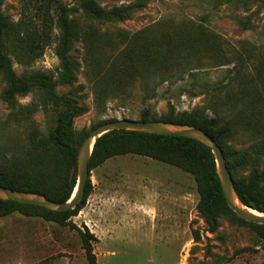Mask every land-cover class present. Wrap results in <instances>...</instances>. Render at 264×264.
<instances>
[{"label": "rangeland", "instance_id": "obj_1", "mask_svg": "<svg viewBox=\"0 0 264 264\" xmlns=\"http://www.w3.org/2000/svg\"><path fill=\"white\" fill-rule=\"evenodd\" d=\"M95 1L109 9L138 0ZM40 2L1 0L0 9L12 24L27 19L36 21ZM62 2L69 7L73 5L70 0ZM141 3L143 7L129 20L103 29L134 33L165 17H173L208 29L231 63L211 67L201 57L206 62L192 71L194 77L164 82L157 87L156 96L145 101L141 98V83L137 81L127 88L126 96L107 100L102 113L94 105L91 84L84 74H79L72 86L57 88L60 94L76 95L78 103L86 108L83 115L73 120L71 137L76 140L102 121L139 120V113L147 106L157 119L195 112L211 116L213 109L229 120L231 131L224 150L234 158V178L246 181L253 170L264 171V119H261L264 117L260 109L264 107V0H141ZM78 21L84 20L79 17ZM59 36L55 27L46 39L49 43L43 55L29 65H22L8 55L15 74L44 73L56 79ZM80 53V45L76 44L71 54L78 57ZM237 53L243 56L242 63L235 58ZM240 64L246 76L241 81L242 88L237 89V82L228 88L234 99L240 90H245L244 104L235 100L238 106L245 105L242 110H248L242 116L244 121L238 124L221 106L225 94L213 98L200 93L220 82L227 69L238 68ZM79 86L82 89L78 92ZM5 87L0 78V169L9 164L18 170L35 171L51 185L58 179L62 161L49 142L60 108L51 106L37 88L16 96L12 104L5 103L1 100ZM194 89L200 95L194 96ZM69 141L72 142L70 137ZM87 181L90 193L69 220L76 228L87 229L93 235L96 264H264V248L259 249L264 240L251 226L220 215L217 229L210 231L197 209L195 181L180 168L127 154L112 157L89 171ZM260 186L264 189V180ZM193 232L198 234V240ZM243 247L259 250L227 260L234 250ZM0 264H87V261L75 230L14 212L0 218Z\"/></svg>", "mask_w": 264, "mask_h": 264}, {"label": "trees", "instance_id": "obj_2", "mask_svg": "<svg viewBox=\"0 0 264 264\" xmlns=\"http://www.w3.org/2000/svg\"><path fill=\"white\" fill-rule=\"evenodd\" d=\"M70 2L73 4L72 7L64 4L62 0H41L40 7H36L38 13L36 21L27 19L16 24L10 23L0 9V78L6 86L1 94V100L12 104L16 96L25 95L33 88H37L51 106L59 107L55 125L49 134V142L62 157L58 166L60 168L58 179L51 185L46 184L44 177L38 172L18 170L8 164L0 169V186L40 194L55 202H65L73 193L76 184V156L82 140L97 125L114 121H102L74 140L71 137L72 122L83 115L86 108L78 103L76 95L58 93V87H70L76 83L79 74H84L87 82L91 84L94 105L98 112L102 113L107 100H116L119 95L126 96L127 88L137 81L141 83V98L145 101L154 98L157 87L164 82L175 83L183 81L185 77H194L192 71L202 68L206 61L213 65L211 67H225L231 63L224 55L216 37L210 34L208 29L173 17H165L134 33L117 28L111 31L103 29V26L112 27L114 23L129 20L135 11L143 7L141 0L131 5L109 9L101 7L95 0ZM79 17L84 21L79 22ZM55 27L60 33L55 52L59 60L56 79L44 73L17 76L8 55L15 57L22 65L33 63L43 55L49 43L46 39L50 38ZM76 44L80 45L81 53L80 56L73 57L71 53ZM201 57L206 61L203 62ZM235 58L242 63L243 56L237 53ZM235 58L233 60H236ZM241 66L242 64L238 68L227 69L225 77L220 82L214 83L200 93L213 98L225 94V98L222 97L224 99L220 100L221 106L226 108L228 114L234 116L233 119L238 124L244 121L242 116L248 110H242L245 105L240 107L235 100L244 104L245 90L244 88L240 90L234 99L230 97L228 88L234 82L238 83L237 89L242 88L241 81L246 76ZM81 89V86L77 87L78 92ZM224 90L227 92L223 93ZM193 94L200 95L195 89ZM260 109L261 116L264 117V107ZM211 110L213 113L211 116L195 112L157 119L147 106L139 113V120L189 125L211 137L223 152L240 202L247 208L264 214V189L260 186L264 180V171L253 170L246 181L234 178L236 173L234 158L224 150V142L231 131L229 120ZM69 137L72 142L69 141ZM127 154L152 158L188 172L196 184L197 209L211 232L217 229L220 215H226L251 226L257 231L259 238L264 240V225L240 219L226 205L214 156L208 147L185 137L113 130L96 140L89 159L88 171L112 157ZM90 190L91 186L87 181L81 201L73 209L65 212L0 200V218L17 212L26 217H40L45 221L75 230L80 238L87 264H96L92 251V242L95 241L93 235L87 229L76 228L69 220L82 208ZM192 234L194 239L198 240V234L196 232ZM261 248L264 246L259 247ZM259 249L254 247L236 249L227 260L241 254L256 253Z\"/></svg>", "mask_w": 264, "mask_h": 264}, {"label": "water", "instance_id": "obj_3", "mask_svg": "<svg viewBox=\"0 0 264 264\" xmlns=\"http://www.w3.org/2000/svg\"><path fill=\"white\" fill-rule=\"evenodd\" d=\"M113 130L136 131L147 134L171 135L185 137L199 142L208 147L214 156L217 176L221 192L228 208L240 219L257 225H264V214L256 212L244 206L238 199L231 176L226 167L223 152L215 141L198 128L166 123L163 121H140V120H114L102 123L89 131L78 147L76 156V184L73 197L65 202H55L43 195L17 191L0 186V200L14 201L26 205L39 206L54 212H65L73 209L81 201L84 187L88 178V163L96 140L103 134Z\"/></svg>", "mask_w": 264, "mask_h": 264}, {"label": "bare ground", "instance_id": "obj_4", "mask_svg": "<svg viewBox=\"0 0 264 264\" xmlns=\"http://www.w3.org/2000/svg\"><path fill=\"white\" fill-rule=\"evenodd\" d=\"M75 190H76V189L73 190V193H72L71 197H73V195H74V193H75ZM251 212H252L253 214H257L255 211H251Z\"/></svg>", "mask_w": 264, "mask_h": 264}]
</instances>
